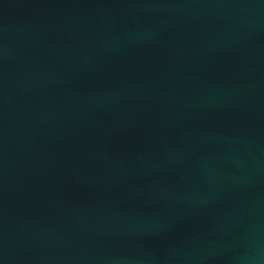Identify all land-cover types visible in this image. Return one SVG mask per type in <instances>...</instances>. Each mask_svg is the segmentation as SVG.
Returning <instances> with one entry per match:
<instances>
[{"label": "water", "instance_id": "95a60500", "mask_svg": "<svg viewBox=\"0 0 264 264\" xmlns=\"http://www.w3.org/2000/svg\"><path fill=\"white\" fill-rule=\"evenodd\" d=\"M0 264H264V0H0Z\"/></svg>", "mask_w": 264, "mask_h": 264}]
</instances>
